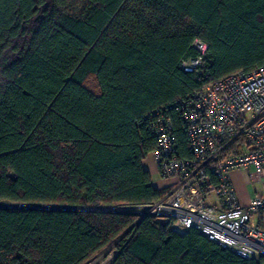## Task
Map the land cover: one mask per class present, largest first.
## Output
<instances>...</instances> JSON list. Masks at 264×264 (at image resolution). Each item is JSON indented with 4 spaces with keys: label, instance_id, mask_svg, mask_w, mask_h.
I'll list each match as a JSON object with an SVG mask.
<instances>
[{
    "label": "trees",
    "instance_id": "1",
    "mask_svg": "<svg viewBox=\"0 0 264 264\" xmlns=\"http://www.w3.org/2000/svg\"><path fill=\"white\" fill-rule=\"evenodd\" d=\"M263 66L264 0H0V203L162 199L146 117ZM168 115L189 158L182 112ZM115 242L113 264H257L164 220L0 209V264H86Z\"/></svg>",
    "mask_w": 264,
    "mask_h": 264
},
{
    "label": "built area",
    "instance_id": "2",
    "mask_svg": "<svg viewBox=\"0 0 264 264\" xmlns=\"http://www.w3.org/2000/svg\"><path fill=\"white\" fill-rule=\"evenodd\" d=\"M194 48L202 55L207 51L200 41ZM201 65L198 58L181 67L194 73ZM172 108L182 112L189 158L180 156L168 115ZM146 119L157 141L149 156L159 177L174 181L173 189L148 204L86 209L134 216L138 223L164 220L178 234L195 230L243 260L264 264V193L243 207L230 179L233 171L245 170L252 182L264 185V66L231 74Z\"/></svg>",
    "mask_w": 264,
    "mask_h": 264
},
{
    "label": "crops",
    "instance_id": "3",
    "mask_svg": "<svg viewBox=\"0 0 264 264\" xmlns=\"http://www.w3.org/2000/svg\"><path fill=\"white\" fill-rule=\"evenodd\" d=\"M148 159H150L151 162L153 163V161L150 158V156L148 157ZM145 163H146V161L143 163L144 168L151 173V170L147 169L145 167V165H144ZM153 165L155 166L154 163H153ZM151 175H152V173H151ZM152 179H153V175H152ZM230 179H231L232 184H233V186L235 188L239 203L243 207H248L251 204V202L254 199V197H256V195L258 193H264V185L261 184V183L252 182L250 180V178H249V175H248L247 171H245V170H235V171H233L230 174ZM244 179H246L247 183L245 182ZM159 181L164 182V180H162L161 178H160ZM171 182H174V181H171ZM153 184H154V186L157 189H160V190L171 186V184L170 185H164V186H158V185L155 184L154 181H153ZM257 185L261 186V188H257Z\"/></svg>",
    "mask_w": 264,
    "mask_h": 264
},
{
    "label": "rangeland",
    "instance_id": "4",
    "mask_svg": "<svg viewBox=\"0 0 264 264\" xmlns=\"http://www.w3.org/2000/svg\"><path fill=\"white\" fill-rule=\"evenodd\" d=\"M147 169L151 170V173L153 175V181L155 182L156 185L158 186H164V185H172L174 186V182H171L170 180L161 182L160 177L158 175V170L157 167L153 165L150 159L146 160V163L144 164ZM156 167V168H155ZM246 182V179H244ZM247 183V182H246ZM173 186L170 187L169 192L173 189ZM257 188H261V186L257 185ZM130 232H127L122 239H124L126 236H128ZM121 240V239H120ZM119 253V247H118V242H115L111 244L108 248L104 249L103 251L99 252L96 254L89 262L86 264H113V261L117 257Z\"/></svg>",
    "mask_w": 264,
    "mask_h": 264
},
{
    "label": "water",
    "instance_id": "5",
    "mask_svg": "<svg viewBox=\"0 0 264 264\" xmlns=\"http://www.w3.org/2000/svg\"><path fill=\"white\" fill-rule=\"evenodd\" d=\"M0 209H24V210H39V211H89L86 208H70V207H57V206H44V205H20L0 203Z\"/></svg>",
    "mask_w": 264,
    "mask_h": 264
}]
</instances>
